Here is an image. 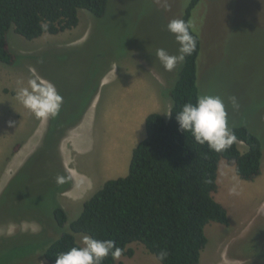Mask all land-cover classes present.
<instances>
[{"label":"rangeland","instance_id":"rangeland-1","mask_svg":"<svg viewBox=\"0 0 264 264\" xmlns=\"http://www.w3.org/2000/svg\"><path fill=\"white\" fill-rule=\"evenodd\" d=\"M190 2L109 0L103 18L80 10L79 26L71 31L32 41L14 30L8 34L15 62H0V264H21L17 258L35 249L36 264H50L41 249L64 231L58 235L50 222L40 224L44 212L51 218L52 198L68 214V231L107 180L128 174L132 151L146 136L147 116L169 117L170 92L182 64L166 71L156 50L178 53L166 26L183 19ZM190 22L202 43L200 94L219 95L230 125L247 127L263 143L262 174L254 181L241 180L234 164L221 159L213 196L227 210L229 225L206 226L200 264H264V0H201ZM34 76L52 82L63 97L57 117L37 119L15 98L18 81L26 84ZM231 96L239 110H233ZM9 121L15 125L9 127ZM88 121L89 132L69 141ZM238 146L242 153L248 150L243 142ZM62 170L71 184L56 183L46 192ZM86 179L99 182L88 198L81 182ZM133 244L138 255L160 263L143 244Z\"/></svg>","mask_w":264,"mask_h":264},{"label":"trees","instance_id":"trees-1","mask_svg":"<svg viewBox=\"0 0 264 264\" xmlns=\"http://www.w3.org/2000/svg\"><path fill=\"white\" fill-rule=\"evenodd\" d=\"M200 2L191 0L183 20L190 22ZM108 5L109 0H0V62L9 66L15 62L7 42L11 30L30 41L45 34L56 36L79 26L80 10L103 18ZM193 35L197 38V49L181 65L170 92L169 117L160 113L147 116L146 137L132 151L128 174L107 180L83 204L81 214L69 224L68 231V214L52 198L53 217L51 211V218L44 212L40 224L50 222L58 235L59 229L64 231L41 249L42 257L50 264H56L58 253L77 244L79 234L115 240L124 249L122 256L132 257L134 250L128 246L139 242L157 259L160 250L167 249L169 256L163 264H200L202 251L208 244L206 226L210 222L229 225L227 210L213 196L218 190L221 159L234 164L241 180L254 181L262 174L263 143L247 127H234L237 142L222 153L198 144L179 129L176 113L185 103H195L200 94L197 64L202 43L194 31ZM66 121L64 116L60 125ZM238 142H243L248 150L242 153ZM49 152L50 149L46 150ZM62 172L68 176L65 170ZM55 184L52 181L46 192ZM38 252L29 251L17 260L21 264L27 261L36 264ZM103 264H117V260L109 256Z\"/></svg>","mask_w":264,"mask_h":264},{"label":"clouds","instance_id":"clouds-1","mask_svg":"<svg viewBox=\"0 0 264 264\" xmlns=\"http://www.w3.org/2000/svg\"><path fill=\"white\" fill-rule=\"evenodd\" d=\"M167 7V5H166ZM167 31L173 34L179 45L177 54H169L164 48L156 50V58L163 68L173 72L178 65L183 64L197 49V38L193 35V25L183 19H173L167 26ZM15 98L37 119L48 120L59 115L63 97L57 87L50 81L39 76L18 81ZM233 110H239L240 104L237 97H229ZM176 120L182 133L190 134L195 142L207 145L211 151L222 153L237 142L234 127L229 123L227 106L219 95L199 94L196 102L185 103L176 113ZM14 121H9L8 126L13 127ZM71 180L70 176L57 175V185H63ZM79 184H74L78 188ZM124 249L117 246L112 239H96L89 235H81L77 244L65 252L58 253L56 264H103L109 256L119 260ZM167 249L159 252L160 264L168 258Z\"/></svg>","mask_w":264,"mask_h":264},{"label":"crops","instance_id":"crops-1","mask_svg":"<svg viewBox=\"0 0 264 264\" xmlns=\"http://www.w3.org/2000/svg\"><path fill=\"white\" fill-rule=\"evenodd\" d=\"M90 124V121L87 122V125L83 124L82 128L76 129L74 130V134L72 136V138L69 141H74L77 139L76 133H78V138L80 139L81 137V133L80 131L85 129V133L86 131H88V125ZM87 129V130H86ZM89 132V131H88ZM146 137V136H145ZM123 177V176H121ZM81 178V177H80ZM76 180H79V176L76 177ZM83 183L84 186H86V191L84 192L85 195L87 196V198L91 195V192H88L92 187H94L96 184H98V180H92V179H86V181H81ZM104 185V184H103ZM102 188V187H101ZM100 188V189H101ZM97 192V191H96ZM95 192V193H96ZM94 193V194H95ZM93 194V195H94ZM92 195V196H93ZM129 248L134 250V255L132 257H128V256H122L119 260H117V264H146V263H151L154 264V258L152 256H149L147 253H143L142 256L138 255L136 250L134 249L135 245L131 244L128 246ZM158 260V259H157ZM146 261V262H145ZM159 261V260H158ZM157 261V262H158ZM160 262V261H159ZM158 262V263H159ZM157 264V263H156ZM160 264V263H159Z\"/></svg>","mask_w":264,"mask_h":264}]
</instances>
